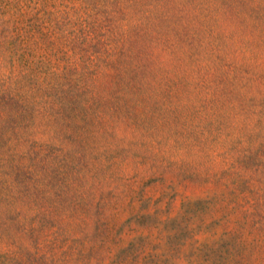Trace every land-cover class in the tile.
<instances>
[{"label": "rangeland", "instance_id": "obj_1", "mask_svg": "<svg viewBox=\"0 0 264 264\" xmlns=\"http://www.w3.org/2000/svg\"><path fill=\"white\" fill-rule=\"evenodd\" d=\"M0 264H264V0H0Z\"/></svg>", "mask_w": 264, "mask_h": 264}]
</instances>
